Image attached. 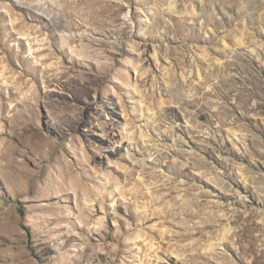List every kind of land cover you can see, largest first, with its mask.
<instances>
[{"label": "rangeland", "instance_id": "374dc122", "mask_svg": "<svg viewBox=\"0 0 264 264\" xmlns=\"http://www.w3.org/2000/svg\"><path fill=\"white\" fill-rule=\"evenodd\" d=\"M0 264H264V0H0Z\"/></svg>", "mask_w": 264, "mask_h": 264}, {"label": "bare ground", "instance_id": "6f19581e", "mask_svg": "<svg viewBox=\"0 0 264 264\" xmlns=\"http://www.w3.org/2000/svg\"><path fill=\"white\" fill-rule=\"evenodd\" d=\"M56 18V17H55Z\"/></svg>", "mask_w": 264, "mask_h": 264}]
</instances>
